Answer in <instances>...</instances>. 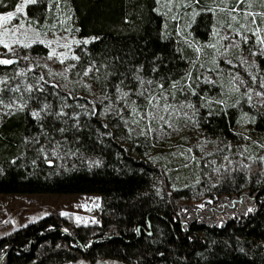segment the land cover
Returning a JSON list of instances; mask_svg holds the SVG:
<instances>
[{
  "label": "trees",
  "instance_id": "1",
  "mask_svg": "<svg viewBox=\"0 0 264 264\" xmlns=\"http://www.w3.org/2000/svg\"><path fill=\"white\" fill-rule=\"evenodd\" d=\"M19 1L0 0V15ZM206 2L188 0L191 41L176 20L165 24L156 0L27 6L39 33L84 39L70 75L98 98L0 53L10 61L0 63V195H99L100 207L94 222L49 214L8 234L0 264H264V103L230 91L229 79L201 83L207 61L196 50L229 23L209 7L246 0ZM152 96L186 106L197 136L158 143L146 123ZM191 137L212 153H194Z\"/></svg>",
  "mask_w": 264,
  "mask_h": 264
},
{
  "label": "rangeland",
  "instance_id": "2",
  "mask_svg": "<svg viewBox=\"0 0 264 264\" xmlns=\"http://www.w3.org/2000/svg\"><path fill=\"white\" fill-rule=\"evenodd\" d=\"M156 1L158 12L166 19L165 24L168 26L172 20H176L178 36L191 41L190 28L194 24L196 11L188 4V0ZM206 1L208 0H202L205 6L208 4ZM21 5H24V12L17 13L16 8ZM28 5L30 4H25V0H20L15 10L9 12L13 19L6 24L0 22V53L5 54L7 59L31 61L62 90L83 88L88 95L97 99L94 89L85 81L74 79L70 75L75 60L73 49L84 39L73 38L66 33H39L26 24ZM228 5L221 8L209 7L211 12H216L220 17L227 16L229 23L213 25L209 42L196 46L197 52L203 54L207 61L200 68L199 81L212 85L211 81L215 78L229 79L230 91H242L247 102L264 103V63L260 66L258 60L259 57L264 58V43L261 42L264 41V0H246L245 7L234 10L228 9ZM9 13L0 16H7ZM258 22L259 29L256 28L259 26ZM205 31L202 29L200 32L205 34ZM33 44L45 45L48 48L47 54L31 55L27 47ZM165 103L170 106L166 110L163 107ZM151 113L158 115L154 117ZM147 114V126L152 129V135L158 143L180 142L187 133L197 136L186 106L182 104L163 98L159 105L157 102L153 103ZM161 115L163 120L159 119ZM191 138L194 153L195 149L200 155L212 153L211 143ZM99 207V195H0V239L49 214L69 215L78 223L94 222ZM196 209L200 210L201 205ZM67 264L90 263L78 260ZM99 264L119 263L106 260Z\"/></svg>",
  "mask_w": 264,
  "mask_h": 264
},
{
  "label": "snow or ice",
  "instance_id": "3",
  "mask_svg": "<svg viewBox=\"0 0 264 264\" xmlns=\"http://www.w3.org/2000/svg\"><path fill=\"white\" fill-rule=\"evenodd\" d=\"M36 3H37V0H25V4H36ZM16 12L17 13H23L24 12V5H21V6L17 7L16 8ZM12 19H13V15L11 13H9L7 16H0V22L5 23V24L7 22L11 21ZM6 34L7 33H5V35ZM86 42L87 41H85V43ZM261 42L264 43V41H261ZM4 46L5 47H8L7 44H5ZM53 55H55V53H53ZM0 63H2V64H8V63H10V61H8V60H0ZM149 83H151V81H149ZM165 100H166V98H165ZM151 101H157V105H159V101L157 100V98L155 96H152L150 98V102ZM189 106H191V105H189ZM163 107L166 110L170 106L167 103H165V105ZM146 115H148V114H146ZM150 115H152V116L155 117L156 115H158V113H151ZM159 119L163 120L164 117L161 115V116H159Z\"/></svg>",
  "mask_w": 264,
  "mask_h": 264
}]
</instances>
